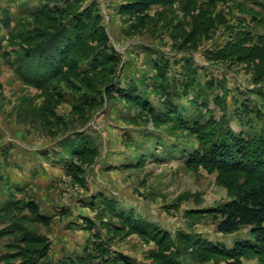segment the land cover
<instances>
[{
	"label": "rangeland",
	"instance_id": "1",
	"mask_svg": "<svg viewBox=\"0 0 264 264\" xmlns=\"http://www.w3.org/2000/svg\"><path fill=\"white\" fill-rule=\"evenodd\" d=\"M130 1L0 0V264H228L246 243L243 262L264 264L250 227L217 230L250 172L204 160L205 132L168 110L264 138V0H176L145 20L120 11ZM58 26L74 47L39 84L34 47Z\"/></svg>",
	"mask_w": 264,
	"mask_h": 264
},
{
	"label": "trees",
	"instance_id": "2",
	"mask_svg": "<svg viewBox=\"0 0 264 264\" xmlns=\"http://www.w3.org/2000/svg\"><path fill=\"white\" fill-rule=\"evenodd\" d=\"M191 1L192 0H188L187 3H191ZM175 3L176 0H132L123 4L120 7V11L130 17L145 20L149 18V11L152 7H171ZM41 13L43 12H40V14ZM87 15H89V8L82 12L76 10L71 12L69 21L81 28L83 27L82 24L84 22V17H88ZM59 24H61V22L57 25ZM58 29L59 30L54 33L53 36V39L56 41L51 40L50 44L39 43L34 47L39 53V66L36 70L41 71L43 75L41 76V80L37 81L39 84L54 77L59 71L60 66H58L59 64L55 58L61 56L63 53H69L74 47L73 41L75 38L70 34V31L62 26H58ZM73 29L77 30L76 28ZM58 33H60V35ZM103 36L106 40L107 37L105 35ZM241 40H245V38H239L237 43ZM235 43L236 42H234V44ZM263 44L264 43H261V45ZM104 48V58L110 59V63L117 64L119 60L113 53V50L109 51V46L106 41L104 42ZM192 72L193 74L188 81V87L194 88V81L192 80H195L194 74L196 72ZM208 96L207 92L204 94L203 92L197 91L193 98V106L199 107L197 108L198 110L200 109V106H206L208 103ZM203 101L207 102L201 104ZM168 110L170 114L169 117L178 119L182 128L200 134L203 131L205 132L202 135L203 137L201 136L204 141H207V145H205L202 155L204 160L210 159L213 165H218L219 163L227 161L225 158L226 155L230 163L233 165V169H235L233 171L248 170L250 172L252 182H247L246 186L241 189L242 191L238 193L236 200L225 204L220 209L222 218L217 225V230L224 234H232L239 231L242 227L248 226L251 228V231L255 236L264 239V138L261 137V135H256L252 137V139L247 140L244 138L243 134L235 133L229 128H223L221 122L218 127L213 126L214 124H217L215 121L210 120L207 122L203 120V116L201 117L199 114L193 115L190 119H186L182 116V112L179 110L178 106L174 104H170ZM236 110L238 113H251L254 111L247 102H243L240 105V108H236ZM189 123H192V126H189ZM253 143H256L257 145H255L252 150L254 154H258L253 155L254 159L251 160L250 166L249 164H246V161L243 158L246 156L247 147ZM26 208L33 216H36L40 222L45 224L50 222L48 217L41 214L39 206L34 200L28 201ZM243 247L245 248L243 249ZM251 249H253V245L246 243L242 247L238 244L233 247L232 250H223V252L231 260L228 264H245L242 257Z\"/></svg>",
	"mask_w": 264,
	"mask_h": 264
}]
</instances>
